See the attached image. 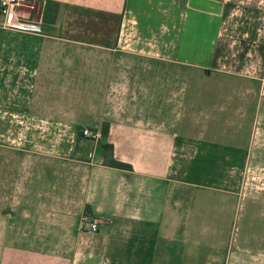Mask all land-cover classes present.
<instances>
[{
    "label": "crops",
    "instance_id": "crops-1",
    "mask_svg": "<svg viewBox=\"0 0 264 264\" xmlns=\"http://www.w3.org/2000/svg\"><path fill=\"white\" fill-rule=\"evenodd\" d=\"M71 10L99 37L63 38ZM20 14L39 31L0 16V264H264V0Z\"/></svg>",
    "mask_w": 264,
    "mask_h": 264
},
{
    "label": "rangeland",
    "instance_id": "rangeland-1",
    "mask_svg": "<svg viewBox=\"0 0 264 264\" xmlns=\"http://www.w3.org/2000/svg\"><path fill=\"white\" fill-rule=\"evenodd\" d=\"M101 20L102 18L100 17L93 18L89 14L75 10L67 11L64 15L61 11L56 17L58 30L61 32L62 37L71 40L95 39L99 37L98 33H100V30H98V26L101 24ZM6 130V126L1 124L0 134H6ZM11 143L10 141L0 140L1 146H12L13 144ZM18 143L15 144L17 145ZM87 220L89 219L87 218Z\"/></svg>",
    "mask_w": 264,
    "mask_h": 264
},
{
    "label": "built area",
    "instance_id": "built-area-1",
    "mask_svg": "<svg viewBox=\"0 0 264 264\" xmlns=\"http://www.w3.org/2000/svg\"><path fill=\"white\" fill-rule=\"evenodd\" d=\"M26 0H0V16L1 26L3 28L38 32L39 29L36 25L32 24L27 17L20 14V8L25 4ZM81 136L84 138L95 139L98 134L92 132L90 129L84 128L81 130ZM98 222L87 220L83 218L80 222V228H87L90 232H96Z\"/></svg>",
    "mask_w": 264,
    "mask_h": 264
},
{
    "label": "trees",
    "instance_id": "trees-1",
    "mask_svg": "<svg viewBox=\"0 0 264 264\" xmlns=\"http://www.w3.org/2000/svg\"><path fill=\"white\" fill-rule=\"evenodd\" d=\"M108 164L111 165V166H113V167H118V168L124 166L123 164L114 161L111 157L108 159Z\"/></svg>",
    "mask_w": 264,
    "mask_h": 264
}]
</instances>
